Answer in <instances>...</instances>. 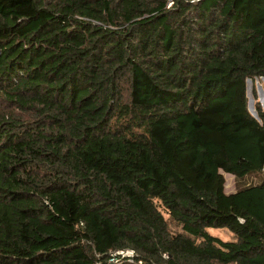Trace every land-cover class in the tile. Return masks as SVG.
<instances>
[{
  "label": "trees",
  "instance_id": "1",
  "mask_svg": "<svg viewBox=\"0 0 264 264\" xmlns=\"http://www.w3.org/2000/svg\"><path fill=\"white\" fill-rule=\"evenodd\" d=\"M261 77L264 0H0V264H264Z\"/></svg>",
  "mask_w": 264,
  "mask_h": 264
},
{
  "label": "rangeland",
  "instance_id": "2",
  "mask_svg": "<svg viewBox=\"0 0 264 264\" xmlns=\"http://www.w3.org/2000/svg\"><path fill=\"white\" fill-rule=\"evenodd\" d=\"M246 94H247V98H252V92L255 91L256 92V97L258 102L261 105V108L263 109L264 105L262 106L261 102L264 104V78H253L251 80H249L246 83ZM259 97L261 98V102L259 101ZM253 109H254V105H255V100L253 99ZM264 110V109H263ZM223 176H224V188L226 192L229 191H234L235 190V183H234V177L231 174L222 172ZM165 217H167V214H165ZM208 232L211 233L214 236L220 237L221 239L224 240H229L233 238L232 233L226 229V228H213V227H209L207 228Z\"/></svg>",
  "mask_w": 264,
  "mask_h": 264
},
{
  "label": "water",
  "instance_id": "3",
  "mask_svg": "<svg viewBox=\"0 0 264 264\" xmlns=\"http://www.w3.org/2000/svg\"><path fill=\"white\" fill-rule=\"evenodd\" d=\"M261 78H264V77H261ZM250 79H246V83L249 81ZM247 87V86H246ZM259 101L261 102V98L259 97ZM252 102H253V99L252 98H249L248 100H247V107H248V110H249V112L251 113V115L253 116V117H255L256 119H258V116H257V113H256V111H255V109H253V104H252ZM261 104H262V106L264 105L262 102H261ZM263 109H264V107H263Z\"/></svg>",
  "mask_w": 264,
  "mask_h": 264
},
{
  "label": "built area",
  "instance_id": "4",
  "mask_svg": "<svg viewBox=\"0 0 264 264\" xmlns=\"http://www.w3.org/2000/svg\"><path fill=\"white\" fill-rule=\"evenodd\" d=\"M126 254H132V251L128 250L125 252Z\"/></svg>",
  "mask_w": 264,
  "mask_h": 264
},
{
  "label": "crops",
  "instance_id": "5",
  "mask_svg": "<svg viewBox=\"0 0 264 264\" xmlns=\"http://www.w3.org/2000/svg\"><path fill=\"white\" fill-rule=\"evenodd\" d=\"M229 192H232V191H229Z\"/></svg>",
  "mask_w": 264,
  "mask_h": 264
}]
</instances>
